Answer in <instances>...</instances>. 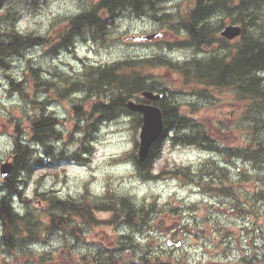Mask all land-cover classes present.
Here are the masks:
<instances>
[{
  "label": "trees",
  "instance_id": "trees-1",
  "mask_svg": "<svg viewBox=\"0 0 264 264\" xmlns=\"http://www.w3.org/2000/svg\"><path fill=\"white\" fill-rule=\"evenodd\" d=\"M23 1L33 4L46 0H3L4 9L0 14V67L5 69L9 66L11 56L22 55L24 50L32 47L50 45L51 53L58 54L61 50L74 46L75 39L79 36H92L103 41L109 25H113L114 19L124 10L128 9L131 15L146 14L156 18V14L162 9L160 3L163 0H89L83 11L68 17L61 33H56L51 38L49 34L22 33L15 28V19L20 13ZM187 1L189 5L186 12L180 15L173 25H170V15H164L168 20L163 19L167 20L169 28L177 37L166 41L165 49L172 51L209 48L207 55L177 61L166 52L150 57H121L111 62L97 64L83 62V71L76 77L30 66L22 81L19 83L12 81L11 85L20 91L22 99L31 104V107L38 105L40 112L24 114V117L28 119L27 123L6 119L7 122L14 124L12 130L14 138L9 152L12 158V170L0 184V188L5 191L0 197L1 241L8 250L15 251L17 247L22 249L25 237L41 238L47 232L55 230L68 233L70 241L79 243L82 229L74 217L80 218L87 227H92L98 223L93 216L95 209L113 207L111 201L90 202L88 190L78 197L62 199L48 194L49 190L37 192L35 188L34 195L38 196L40 202L38 206L43 207L40 214L45 215L44 219H41L36 214L40 208L32 204V198L23 196V188L31 180L35 182V187L42 183L43 176L32 179L37 168H45L51 163L57 165L62 160L77 164L88 163L95 149L96 133L100 125L106 121L117 120L124 115L132 116L131 127L134 149H136L137 131L142 122L141 115L129 111L125 103L131 97L145 101L139 97L141 91L163 93V97L157 101V104L162 109L165 124L162 136L152 145L145 160L140 161L135 152L125 154L135 163L143 178L152 176L154 161L162 146V137L167 134L168 129L172 128L175 131L171 138L173 144L200 143L202 139L207 138V128L199 127L200 122L197 118L186 116L182 112L181 103L177 101L176 96H172V90L166 92L167 87L163 85V82L155 80L151 72L153 68L165 66L172 72L180 73L173 84L178 89L175 90V94L189 91L201 99V102L189 103V110L193 114L201 111L199 103H204L203 98L229 91L237 106L236 113L243 111L245 117L250 116L249 120L252 122H249L245 128L246 133L253 132L255 139L258 138L259 133V139L264 142V0ZM219 13L222 17L217 19ZM227 22L239 23L242 26V34L235 43H230L219 36L220 29ZM56 23L58 20L51 26L53 27ZM219 46L223 49L222 51H218ZM49 74L58 79L47 78ZM28 84L29 87H27ZM40 92L44 93L42 100L36 96ZM51 93L62 98L73 93L82 95L81 104L73 107L77 122L68 136L67 143L76 144L77 147L71 154L66 155L63 148L56 153L57 148L54 142L63 137V130L61 131L59 126L63 125L64 121L46 112V105L54 101ZM72 103H74L73 100ZM83 104H86L85 108ZM203 106L206 105L203 104ZM79 109H82V113ZM259 149L264 151V144ZM82 154L87 157H83ZM45 159H49V162ZM260 160L264 163V153ZM166 169L164 166L161 168L162 171ZM12 196H17L24 202L28 209L24 214H19L15 210L11 201ZM115 196L111 190L107 189L104 197ZM125 198L117 197L119 205L127 210V222L139 231L149 224L150 209H146L144 202L135 204L130 200V203H126L130 198ZM152 209L153 204H151ZM65 233L63 234L66 235ZM135 245L134 240H129L128 248L134 260H124L125 249H128L124 248V243L118 249L120 251L118 256L109 253L104 258L103 250L100 248H97L96 255L105 264H168L171 262L165 260L167 253L164 251L157 253L151 250L150 246L147 250L141 248L137 251ZM46 255L45 252L21 253L22 258L31 261L32 264H49L50 259Z\"/></svg>",
  "mask_w": 264,
  "mask_h": 264
},
{
  "label": "rangeland",
  "instance_id": "rangeland-1",
  "mask_svg": "<svg viewBox=\"0 0 264 264\" xmlns=\"http://www.w3.org/2000/svg\"><path fill=\"white\" fill-rule=\"evenodd\" d=\"M87 2L89 0H46L31 8L30 6L36 3L28 2V4H24L21 14L16 20V26L21 32H34L42 35L50 33V37H52L63 30L61 24L58 25L61 22L52 27L53 21L79 13L87 5ZM188 5L186 0H165L162 3L163 9L156 16L168 20L164 16L168 14L170 15L169 20L174 23L180 18V15L186 12ZM151 17L153 16L151 15ZM221 17L222 14L219 13L217 19ZM160 24L167 27L159 18L152 20L146 16L135 17L127 9L114 19L113 25H109L103 41L92 36H79L75 39L74 46L70 49H63L58 54L51 53L50 45H40L24 50L22 55L11 56L9 69H0V166L6 160H10L9 152L12 149L14 138L12 132L14 124L7 122L6 119L27 123L28 119L24 117V114L40 112L38 105L31 107V104L22 99L21 93L11 87L10 76L21 81L29 67L35 66L41 67L43 70L68 73L70 76L76 77L83 71V62L103 63L128 56H153L162 50V46H165L164 43L159 42L162 39L132 41L125 40V36L159 30ZM163 39L169 40L170 37L166 36ZM222 50L219 46L218 51ZM192 54L194 52L190 49H179L174 52V56L179 58L189 57ZM203 54L204 52H201L198 56ZM151 72L155 76V80L162 81L167 86H170L172 81L175 82L178 76V73H172L165 66L153 68ZM47 78L58 79L50 74ZM219 93L216 95V99H202L203 104L208 106L207 108L202 106L203 116L214 111L228 114L229 110L235 109L236 103L231 98L229 91ZM43 94L40 92L36 96L42 100ZM51 96L54 101L46 106L52 107L59 117L65 119L62 125L63 137L56 144L58 146L56 153L62 148L66 153H73L75 145L71 146L69 145L71 143H67L68 136L75 125V120L71 117L72 100L75 98L77 101L81 94L68 95L66 98L53 93ZM176 98L178 101L186 103L198 101L197 98L195 99L189 94L179 93ZM203 104L200 103V105ZM85 107L86 104H83V108ZM79 111L82 113V109ZM46 112H48V107H46ZM247 117L238 120V127L244 128L247 123L252 122L249 120L250 116ZM132 118V116L124 115L115 121L101 125L96 133L95 150L90 156L89 163L77 164L63 161L57 166L50 165L45 171L37 169L36 175H44L41 190L52 188L55 194L63 198L70 195L78 197L82 192L86 193L88 190L90 202L98 203L101 199L96 198L94 194H103L109 189L117 194L128 196L138 203L145 200L147 207L149 204H155L153 220L150 224L151 231L147 233L146 238L141 239V243L148 242L151 250L157 253L161 251L168 253L165 256L166 261H171L168 264H212L227 261L231 264H248L247 261L255 253L253 247L252 250L246 249L248 241L252 242L253 246L254 242H257L258 245V261L253 264H264V221L263 242L260 245L261 234L259 232L256 235L257 239H254V233L242 230V228L251 226L249 217L235 218L230 214H222L221 209L215 210L212 198L193 185L197 179L194 173L182 170L178 177L171 175L152 181H143L139 178L133 163L118 159L120 155L131 149ZM230 121L234 123L232 119ZM228 123L230 122L228 121ZM207 159L208 154L194 146L166 148L163 158L157 161L156 168H159L163 162L169 161L183 166H191L193 172L203 173L207 170ZM45 160L49 161V159ZM54 171L58 173L54 175L52 173ZM205 177L208 178V175L206 174ZM34 186L35 183L29 184L24 188V193L26 196L34 197L32 204L40 208L37 201L39 198L33 194ZM245 191L252 192L248 185L245 186ZM14 206L20 209L24 207L18 199H14ZM41 209H38L36 214L44 219L45 215L40 214ZM22 211L25 212L26 209ZM95 216L102 223L87 230L85 240L82 242L71 243L68 235H63L61 231L55 230L49 235L47 242L29 247L39 252H51L50 264H88L89 259L85 260L87 263H84L83 254L91 256L96 244H104L109 247V242L112 241L116 233L124 230V228L118 227L116 222H113L111 212L107 210L98 209ZM212 222L224 227L212 229ZM1 228L0 221V232ZM168 237H172L174 240L180 239L182 243L175 246L173 245L175 241H172L169 246L166 243ZM66 243L69 244V248L64 247ZM26 251L28 250L23 252ZM69 252L73 257H69ZM127 256L130 258L129 253ZM244 256H247L246 260L243 259ZM0 264H15L1 243ZM17 264L27 263L24 259L19 258Z\"/></svg>",
  "mask_w": 264,
  "mask_h": 264
},
{
  "label": "flooded vegetation",
  "instance_id": "flooded-vegetation-1",
  "mask_svg": "<svg viewBox=\"0 0 264 264\" xmlns=\"http://www.w3.org/2000/svg\"><path fill=\"white\" fill-rule=\"evenodd\" d=\"M229 143H231L235 148H231V156L228 152L227 155L223 156V162L221 161V156L218 155V158L214 160V163H211L212 166H214V169H217V167L223 168V174H224V184L222 189L225 190L227 195L235 197L237 195V192H240L243 195V192H241V185H248L250 186L252 192L251 194L244 192L247 200L250 204L253 205V211L254 214L251 213V226H250V233H254V239H257V233L259 232L261 234V244L263 242V232H262V210H263V201H262V187H263V181L261 180V168L259 167L258 163H255L254 161H246V153L244 151L245 149V143L238 141L234 137L229 138ZM228 147V146H227ZM228 149V148H226ZM246 173L248 175L247 182H243V175ZM219 179L217 177L212 178V181L219 185L218 181ZM231 197H226V200H229ZM232 199V198H231ZM229 208L227 212L229 214L236 215L238 211H241L240 206L237 204V202L232 199L228 203ZM253 227V228H252ZM252 247L254 248V255L248 260L250 264L257 262V250L258 245L257 242H254V246L252 245V242L248 241L246 245V249L252 250ZM247 256H244L243 259L246 260ZM229 264V263H227Z\"/></svg>",
  "mask_w": 264,
  "mask_h": 264
},
{
  "label": "water",
  "instance_id": "water-1",
  "mask_svg": "<svg viewBox=\"0 0 264 264\" xmlns=\"http://www.w3.org/2000/svg\"><path fill=\"white\" fill-rule=\"evenodd\" d=\"M240 33V28L236 25H228L223 28L221 34L226 38H234L238 36ZM156 34L149 36H139V37H131L136 40H145L151 39L155 37ZM142 95L147 99H157L161 95L160 94H152L149 91H143ZM129 108L141 111L143 114V124L140 132V146H139V155L140 159H143L149 149L150 144L159 136L163 128L162 114L160 109L157 106H153L150 104H141L135 103L133 101L127 102ZM11 169V165L6 163L2 165L1 172L3 175L7 174ZM168 243H171L170 240ZM174 244L178 245L179 242L176 241Z\"/></svg>",
  "mask_w": 264,
  "mask_h": 264
},
{
  "label": "bare ground",
  "instance_id": "bare-ground-1",
  "mask_svg": "<svg viewBox=\"0 0 264 264\" xmlns=\"http://www.w3.org/2000/svg\"><path fill=\"white\" fill-rule=\"evenodd\" d=\"M15 211V210H14ZM16 212V211H15Z\"/></svg>",
  "mask_w": 264,
  "mask_h": 264
}]
</instances>
